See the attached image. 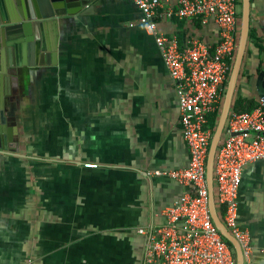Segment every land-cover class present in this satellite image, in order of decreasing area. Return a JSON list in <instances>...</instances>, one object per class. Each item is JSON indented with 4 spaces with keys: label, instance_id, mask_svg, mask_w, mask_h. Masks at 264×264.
<instances>
[{
    "label": "crops",
    "instance_id": "obj_1",
    "mask_svg": "<svg viewBox=\"0 0 264 264\" xmlns=\"http://www.w3.org/2000/svg\"><path fill=\"white\" fill-rule=\"evenodd\" d=\"M130 3L135 23L123 27L113 23L119 0H99L92 16L60 19L55 63L18 69L8 119L19 156L0 152V264H144L146 238L136 230L162 224L188 190L149 175L186 167L189 154L171 78ZM158 27L181 44L218 38L213 20L163 15ZM261 96L264 0H250L232 108H251ZM238 220L255 264H264V161L243 171Z\"/></svg>",
    "mask_w": 264,
    "mask_h": 264
},
{
    "label": "built area",
    "instance_id": "obj_2",
    "mask_svg": "<svg viewBox=\"0 0 264 264\" xmlns=\"http://www.w3.org/2000/svg\"><path fill=\"white\" fill-rule=\"evenodd\" d=\"M137 24L153 41L177 97L179 126L189 154L186 167L156 170L188 188L166 208L164 222L138 228L145 236L144 264H236L235 251L209 210L206 165L226 85L238 47L240 0H132ZM217 26L216 42L196 37L179 43L159 30L161 16ZM264 161V96L252 110L231 109L216 151L213 191L217 213L237 240L244 264H255L250 234L238 220V198L246 167ZM86 163L85 168H97Z\"/></svg>",
    "mask_w": 264,
    "mask_h": 264
},
{
    "label": "water",
    "instance_id": "obj_3",
    "mask_svg": "<svg viewBox=\"0 0 264 264\" xmlns=\"http://www.w3.org/2000/svg\"><path fill=\"white\" fill-rule=\"evenodd\" d=\"M98 1L0 0V152L19 156L16 125L8 119V117L12 119L10 114L16 107L11 98L18 80V69L29 64L43 66L55 63L53 51H56L59 43V20L92 16L95 14V4ZM249 24L250 0H242L238 49L206 165L210 214L221 235L233 247L236 264H244L243 252L217 213L213 191V168L223 129L232 109L235 86L249 35ZM11 129L15 131L14 136L9 132Z\"/></svg>",
    "mask_w": 264,
    "mask_h": 264
},
{
    "label": "rangeland",
    "instance_id": "obj_4",
    "mask_svg": "<svg viewBox=\"0 0 264 264\" xmlns=\"http://www.w3.org/2000/svg\"><path fill=\"white\" fill-rule=\"evenodd\" d=\"M120 2V13L119 16L114 18V24H119L120 27L126 26V25H130L131 23L134 24L135 22V18H134V10L131 7V3L130 0H119ZM109 21L108 24L110 23V19L107 20ZM8 228V232H13L14 228H12L11 226H7ZM13 242H9V244H11Z\"/></svg>",
    "mask_w": 264,
    "mask_h": 264
},
{
    "label": "trees",
    "instance_id": "obj_5",
    "mask_svg": "<svg viewBox=\"0 0 264 264\" xmlns=\"http://www.w3.org/2000/svg\"><path fill=\"white\" fill-rule=\"evenodd\" d=\"M255 106H253V107H251V108H247V109H244L243 107H242V103L241 102H239V103H237L236 105H235V110H237V111H249V110H252L253 108H254Z\"/></svg>",
    "mask_w": 264,
    "mask_h": 264
}]
</instances>
